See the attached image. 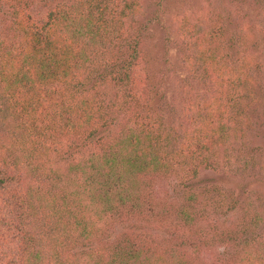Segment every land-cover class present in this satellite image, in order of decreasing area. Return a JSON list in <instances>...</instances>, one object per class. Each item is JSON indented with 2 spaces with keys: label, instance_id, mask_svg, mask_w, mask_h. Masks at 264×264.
<instances>
[{
  "label": "trees",
  "instance_id": "trees-1",
  "mask_svg": "<svg viewBox=\"0 0 264 264\" xmlns=\"http://www.w3.org/2000/svg\"><path fill=\"white\" fill-rule=\"evenodd\" d=\"M165 1L0 0V264H264V197L225 228L211 218L240 204L228 187L160 186L264 176L230 147L264 94V0L253 17L223 0L174 17L184 117L153 107L143 75Z\"/></svg>",
  "mask_w": 264,
  "mask_h": 264
},
{
  "label": "rangeland",
  "instance_id": "rangeland-1",
  "mask_svg": "<svg viewBox=\"0 0 264 264\" xmlns=\"http://www.w3.org/2000/svg\"><path fill=\"white\" fill-rule=\"evenodd\" d=\"M202 0H166L160 14V22H156L150 30V34L144 40L142 45L146 54V63H144L143 75L148 76L145 85L152 90L153 107L157 108L158 105L164 102H172L176 105L178 116L184 117V98L181 78L186 75V70L182 64L183 53L177 46L180 38L177 35L175 26L177 25L174 17L187 7L195 3L201 4ZM210 1V0H209ZM216 0H214L215 2ZM225 6L234 10L239 6L243 12H248L249 17H253L258 9L251 7L250 0H223ZM211 3L208 7L213 6ZM5 10V11H3ZM1 19L9 12L8 8L2 9ZM2 20V21H3ZM261 61L263 62L264 69V49L258 53ZM264 76V71H263ZM150 87H149V85ZM257 104L258 111L256 112L253 124L245 132L244 137L235 135L231 137L230 147H234V153L239 150L240 153H249L258 157V160L264 159V94L261 95ZM171 180L164 181L160 186L168 191L169 196H177L181 190H185L193 186L197 191L200 190L204 184H222L235 192L239 197L240 204L229 213H216L211 218L212 222H217L220 227H236V225L243 220L245 210L241 206L242 202L251 201V208L259 206V197H264V176L256 172L254 174L244 175L243 173L229 174L221 171L202 170L201 174L193 181H187L181 184V180H176L175 177ZM122 227L119 228L120 232ZM160 234L166 236L168 231L166 229H158ZM5 232V228L0 223V234ZM3 236V235H0ZM223 245L216 247H209L207 252L201 254L205 259H211V255L223 252ZM212 251V252H211Z\"/></svg>",
  "mask_w": 264,
  "mask_h": 264
}]
</instances>
